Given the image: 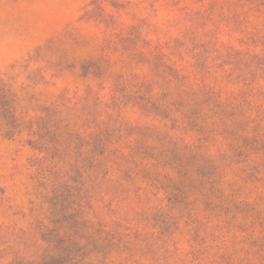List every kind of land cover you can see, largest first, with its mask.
I'll return each mask as SVG.
<instances>
[{
  "label": "rangeland",
  "instance_id": "rangeland-1",
  "mask_svg": "<svg viewBox=\"0 0 264 264\" xmlns=\"http://www.w3.org/2000/svg\"><path fill=\"white\" fill-rule=\"evenodd\" d=\"M0 264H264V0H0Z\"/></svg>",
  "mask_w": 264,
  "mask_h": 264
}]
</instances>
